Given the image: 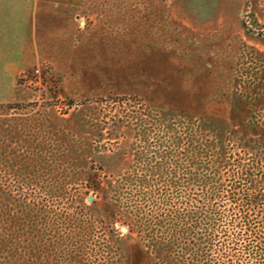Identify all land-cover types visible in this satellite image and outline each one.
<instances>
[{
  "label": "rangeland",
  "instance_id": "obj_1",
  "mask_svg": "<svg viewBox=\"0 0 264 264\" xmlns=\"http://www.w3.org/2000/svg\"><path fill=\"white\" fill-rule=\"evenodd\" d=\"M44 1L0 91V264H264V0Z\"/></svg>",
  "mask_w": 264,
  "mask_h": 264
},
{
  "label": "crops",
  "instance_id": "obj_2",
  "mask_svg": "<svg viewBox=\"0 0 264 264\" xmlns=\"http://www.w3.org/2000/svg\"><path fill=\"white\" fill-rule=\"evenodd\" d=\"M54 9L44 0H0V91L13 90L18 76L39 65L43 25Z\"/></svg>",
  "mask_w": 264,
  "mask_h": 264
},
{
  "label": "trees",
  "instance_id": "obj_3",
  "mask_svg": "<svg viewBox=\"0 0 264 264\" xmlns=\"http://www.w3.org/2000/svg\"><path fill=\"white\" fill-rule=\"evenodd\" d=\"M211 95H212V94H211ZM190 106H191V105H190ZM191 108H192V109H190V107H189V106H187V107H186V109H188V111H197V110H199V109H196V108H194L193 106H191ZM178 109L180 110V112H181V113H183V112H182L183 106H182V107H180V108H178ZM161 252H162V254H161V257H163V258H164V257H165V255L167 254V252H166V251H165V252H163V250H161Z\"/></svg>",
  "mask_w": 264,
  "mask_h": 264
}]
</instances>
